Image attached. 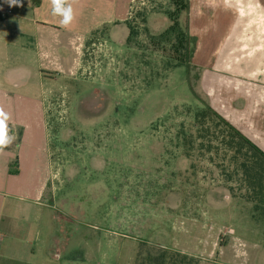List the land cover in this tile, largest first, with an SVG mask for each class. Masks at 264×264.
<instances>
[{
    "label": "rangeland",
    "instance_id": "rangeland-1",
    "mask_svg": "<svg viewBox=\"0 0 264 264\" xmlns=\"http://www.w3.org/2000/svg\"><path fill=\"white\" fill-rule=\"evenodd\" d=\"M177 1L134 2L126 19L74 42L59 24L52 26L58 34L13 33L26 22L20 9L0 19L1 85L46 108L53 175L43 198L52 208L37 222L50 246L43 264H181L182 256L192 264H264L262 210L228 180L222 153L201 149L194 118L204 104L217 105L206 76L219 69L244 8L188 0L189 10L179 11L191 37L187 70L155 45L173 24ZM91 17L84 11L74 22L82 27Z\"/></svg>",
    "mask_w": 264,
    "mask_h": 264
},
{
    "label": "crops",
    "instance_id": "crops-1",
    "mask_svg": "<svg viewBox=\"0 0 264 264\" xmlns=\"http://www.w3.org/2000/svg\"><path fill=\"white\" fill-rule=\"evenodd\" d=\"M137 1L142 0H79L73 6L75 17L84 11L92 17L82 27L73 21L67 28L72 32L69 37L74 42L76 37L88 36L92 29L126 19ZM228 2L234 8L241 4L244 13L236 15L237 20L218 54L219 69L206 76L207 94L216 97L211 102L218 101L212 107L264 151V0ZM21 3L22 6L10 7L0 0V6L23 12L19 19L26 22L24 26L19 23L13 33H24L27 27L35 32L59 33L60 29L52 28L59 24L60 18L52 16L50 0H21ZM12 14L0 19L7 20ZM251 19L260 24L251 26ZM247 32L253 33L249 43ZM45 40L38 37L36 42L46 46ZM249 49L253 50L251 55ZM48 56L42 53L44 59ZM55 64L56 70L59 69L58 60ZM5 76L0 71V82ZM48 78L55 79V75L52 73ZM0 107L9 114L10 134L15 136L11 145L0 152V264H43L50 246L45 245L37 222L45 215L44 208H52L43 203V198L46 177L53 175L44 100L10 91L0 83Z\"/></svg>",
    "mask_w": 264,
    "mask_h": 264
},
{
    "label": "trees",
    "instance_id": "trees-1",
    "mask_svg": "<svg viewBox=\"0 0 264 264\" xmlns=\"http://www.w3.org/2000/svg\"><path fill=\"white\" fill-rule=\"evenodd\" d=\"M176 3L177 13H170L173 24L155 38V45H164V54L177 66L185 65L189 70L192 59L191 37L188 26L186 29L180 26L179 11L189 10L190 6L188 0ZM167 42L170 48L165 46ZM194 118L196 137L202 139L199 145L201 149L209 154L222 153L220 167L228 171V180L239 181L246 200L254 203L255 208L262 210L264 215V151L208 104L198 108ZM225 159L228 160L226 165L223 163ZM181 264H192V261L182 256Z\"/></svg>",
    "mask_w": 264,
    "mask_h": 264
},
{
    "label": "clouds",
    "instance_id": "clouds-1",
    "mask_svg": "<svg viewBox=\"0 0 264 264\" xmlns=\"http://www.w3.org/2000/svg\"><path fill=\"white\" fill-rule=\"evenodd\" d=\"M79 0H50L51 14L54 17H59V27L67 29L75 20L74 5ZM10 7L22 6L21 0H5ZM10 116L5 112L3 107H0V152L11 145L15 136L11 135L8 126Z\"/></svg>",
    "mask_w": 264,
    "mask_h": 264
},
{
    "label": "built area",
    "instance_id": "built-area-1",
    "mask_svg": "<svg viewBox=\"0 0 264 264\" xmlns=\"http://www.w3.org/2000/svg\"><path fill=\"white\" fill-rule=\"evenodd\" d=\"M10 14H12V10L5 8L3 6H0V16L1 17H7Z\"/></svg>",
    "mask_w": 264,
    "mask_h": 264
}]
</instances>
